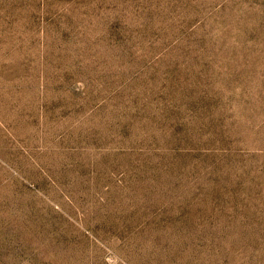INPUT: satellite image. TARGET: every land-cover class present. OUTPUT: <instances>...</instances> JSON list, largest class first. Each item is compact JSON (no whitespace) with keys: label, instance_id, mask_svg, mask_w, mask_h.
<instances>
[{"label":"rangeland","instance_id":"1","mask_svg":"<svg viewBox=\"0 0 264 264\" xmlns=\"http://www.w3.org/2000/svg\"><path fill=\"white\" fill-rule=\"evenodd\" d=\"M0 264H264V0H0Z\"/></svg>","mask_w":264,"mask_h":264}]
</instances>
